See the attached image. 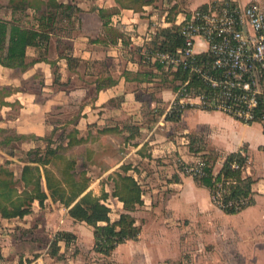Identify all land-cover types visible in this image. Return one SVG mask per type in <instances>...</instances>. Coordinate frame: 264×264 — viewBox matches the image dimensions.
Segmentation results:
<instances>
[{
	"label": "crops",
	"instance_id": "obj_1",
	"mask_svg": "<svg viewBox=\"0 0 264 264\" xmlns=\"http://www.w3.org/2000/svg\"><path fill=\"white\" fill-rule=\"evenodd\" d=\"M58 1L77 5L81 10L66 16L59 23L61 29L50 33V40L41 47H28V61L35 62L27 69L0 64V90L6 87L0 95V129L25 135V141L30 143L37 140L46 144L43 140L49 137L53 145H67L72 132L80 154L76 167L78 161L88 162V157L97 167L96 157L105 150L104 157L110 158L103 171L94 175L91 170L84 172L89 185L81 196L87 192L96 196L108 194L101 202L110 207L112 221L124 211L123 202L112 194L118 173L133 175L141 185L144 203L137 205L132 214L140 208L160 209L167 196L166 206L177 219L171 220L202 234L204 264H264L262 123H245L195 104H185L179 118H169L167 115L176 107L179 83L172 80L174 74L165 72L163 76L155 65L158 60H144L147 46L159 28L181 24L194 9L210 1L168 0L164 8L158 6V0ZM235 1L247 4L253 0ZM99 8L113 12L105 18V26ZM199 44L201 39L196 51H201ZM71 56L79 63L70 64ZM165 76L169 84L163 82ZM240 149L248 156L244 176L252 180L254 201L236 213L216 206L210 187L183 173L177 160L167 158L163 160L170 161V171L164 173L163 166L157 163L155 175H159L160 184L151 185L148 200L142 184L144 174L136 168L139 161L128 159L154 162L152 158L156 157H182L194 161L203 154H214V165L219 171L223 159ZM1 153L20 163L17 157ZM113 155L118 158L113 159ZM62 156L67 157V153ZM64 164L65 159L62 165L49 167L57 170ZM126 164L131 165L128 171L123 168ZM20 173L21 168L19 173L15 171L18 176ZM43 189L48 196L43 204L35 199L30 213L9 218L0 214V264L158 263L160 255L154 244L148 247L149 242L156 243L159 238L139 215L134 216L141 227L138 237L119 244L106 255L94 249L93 226L69 212L79 198L66 206L51 196L45 179ZM114 204L119 210L116 218L112 217ZM60 232L74 236L67 241L58 236ZM130 244H136V251L126 249Z\"/></svg>",
	"mask_w": 264,
	"mask_h": 264
},
{
	"label": "trees",
	"instance_id": "obj_2",
	"mask_svg": "<svg viewBox=\"0 0 264 264\" xmlns=\"http://www.w3.org/2000/svg\"><path fill=\"white\" fill-rule=\"evenodd\" d=\"M15 1V0H11ZM40 0H20L16 6L34 8L35 11H40V14L35 18L33 25L28 26L20 23L13 16L12 20L0 17V64L8 68L27 69L35 60L28 61L27 50L30 46L41 47V44L50 40V33H56L61 29L59 25L64 18L71 16L70 13H76L81 10L80 7L70 3L59 2L58 0H48L45 2V7L40 9L37 5ZM137 0H132L135 3ZM144 3H150L152 0H143ZM128 3V2H127ZM122 2V5H127ZM209 4H203L200 7H206ZM199 7V8H200ZM115 10L114 12H117ZM99 13L104 19V26L107 25V16H111L113 12L108 9L99 8ZM182 22L179 25L172 27L159 28L152 37L147 49L152 52L154 49H159L167 52H175L184 46ZM146 54V53H145ZM148 55L144 56V60L148 62ZM41 58V57H40ZM39 59V58H38ZM37 59V60H38ZM40 60V59H39ZM70 64H78L79 60L76 57H68ZM156 67L165 74H174V77H181L186 80L188 72L179 70L172 72L165 68L160 61L155 62ZM177 79V78H176ZM167 76L163 78V82H167ZM174 81V79H172ZM6 87L0 90V95ZM182 106H176L167 116L171 119H177L182 112ZM3 130V129H2ZM8 131V129H5ZM25 136V135H23ZM70 133V140L67 145L62 143L53 145L54 141L51 138L45 137L46 148L31 149L29 154H34V157L28 159H18L21 166L20 176L17 177L15 172L8 166L11 159L6 160V164H0V214L3 217H15L28 214L32 210V203L38 199L43 204L48 196L43 189V180L45 179L46 186L55 199H59L66 206L72 205L69 209L70 214L77 220L86 221L94 228L95 245L94 249L98 252L110 255L117 246L128 239H136L140 233L141 227L136 224V218L132 214L137 208V205H142V188L139 181L133 175L118 173L116 179V188L113 191V196L118 197L124 204V211L121 212L119 219L112 221L110 218L111 209L105 203L101 202L102 198H106L108 194L103 193L101 196L93 195L87 192L81 194L88 188L89 179L85 173H77L75 171L76 161L79 154V149H75V138ZM26 137V136H25ZM80 142V140L78 141ZM67 153V157L62 156ZM10 156H15L12 151L7 152ZM60 155L62 160L65 159L63 167L57 170L49 167L57 156ZM198 159H204L208 163L205 168L206 174L201 177H195L203 185L213 187L212 168L217 156L214 154H203ZM235 160L244 161L238 152H232L226 156V160L217 175L221 178V174L226 178H234L237 183L231 186V196L249 197V204H252V180L248 176H244L240 169L231 168V163ZM125 171L131 168V165L123 166ZM247 205V206H248ZM246 206V207H247ZM245 208V207H244ZM243 208V209H244ZM228 213L239 212L235 209H225ZM58 236L65 238L67 241L74 236L69 232H60Z\"/></svg>",
	"mask_w": 264,
	"mask_h": 264
},
{
	"label": "built area",
	"instance_id": "obj_3",
	"mask_svg": "<svg viewBox=\"0 0 264 264\" xmlns=\"http://www.w3.org/2000/svg\"><path fill=\"white\" fill-rule=\"evenodd\" d=\"M183 23V48L146 51L147 57L162 62L172 72H188L176 90V106L195 104L245 123L258 121L264 127V2L211 0L206 7L194 9ZM198 39L201 51H196ZM237 152L244 161H233L231 168L244 175L248 156L244 149ZM182 165L183 173L201 177L208 163L197 159ZM221 169L217 171L215 165L211 169L213 203L224 210H242L249 197H232L231 186L237 180L223 174L218 179Z\"/></svg>",
	"mask_w": 264,
	"mask_h": 264
},
{
	"label": "rangeland",
	"instance_id": "obj_4",
	"mask_svg": "<svg viewBox=\"0 0 264 264\" xmlns=\"http://www.w3.org/2000/svg\"><path fill=\"white\" fill-rule=\"evenodd\" d=\"M20 0H0V17L8 20H12L13 16L17 19L18 22L24 23L28 26L33 25L35 18L40 14V11H35L34 8L27 6H16L17 2ZM48 0H40L37 5L40 6V9L45 7V2ZM172 1V0H169ZM168 0H158L159 7L164 8V4L166 2H169ZM189 1V0H183V2ZM211 1V0H209ZM62 23V22H60ZM63 25V24H61ZM42 56V55H41ZM21 68H18L20 70ZM17 70V71H18ZM177 78V79H176ZM174 77V83L178 81V83L183 80L181 77ZM168 83V82H167ZM169 84V83H168ZM179 85V84H178ZM27 137L20 135L16 133L14 130H8L5 131V129H0V164H6V157H9L5 154H2L1 152H9L12 151L15 156L18 159H28V157H34L35 155L29 154L28 151L31 149H38V148H46V144L42 141H35L33 142H27L25 141ZM33 145V146H31ZM88 149V148H87ZM101 157H96L98 161L97 167L92 166L93 162L90 161V158L88 157V162H80L78 161L77 167L75 166L76 171L78 172H87L89 170L92 171L93 175L94 173L102 172L103 169L106 166V159H109L110 157H104L103 153L105 150H101ZM117 155H113L114 158ZM4 157V158H2ZM167 158V159H166ZM128 159L132 162L139 161L136 164V168L143 172L144 176H142V184L145 185V191L146 195L149 200V191L152 187L151 185H159L160 182L158 180L159 175H155L156 168L158 167L157 163H160L161 166H163L164 173H167L166 171H170V161L164 162L163 159L169 160H177L178 166L182 168L183 163H189L192 161H186L185 158L182 157H159V158H152L154 159V162H148V160H145L144 162L141 160H137V157H128ZM54 163H51L53 168L58 167L62 165V158L59 156L54 159ZM93 160H95V157H93ZM195 161V160H194ZM13 162V163H12ZM157 164V166H156ZM91 165V166H90ZM8 166L15 172L19 173L20 168L22 166L21 163H19L17 160L11 159V163L8 164ZM101 169V170H100ZM164 175V174H163ZM17 177L18 174L16 175ZM166 177L163 178V180ZM167 191V190H166ZM164 197V196H163ZM166 197L164 200V205L160 207V209H154L151 208L149 210L140 208L137 214H134V216L139 215V218H141V222L143 224H148L149 227H153L155 229V232L157 233L158 240L156 243L149 242V247L154 244V249L156 250V253L160 256L158 263L155 264H162L165 262V264H204V255L202 254V247L204 248V242L201 240L202 234L199 230H187L185 227L186 225L178 224L174 222L173 220L177 221L176 218L173 217L172 213L168 210L166 206ZM117 213H119V210L117 209L116 204L113 205V211H112V217L116 218ZM171 218L173 220H171ZM134 243V242H131ZM136 244H130L126 247V249L129 248L131 251H136L137 247ZM148 245V244H147ZM144 247L145 244H144ZM124 251V250H123ZM124 253V252H123ZM156 254V255H157ZM203 256V257H202Z\"/></svg>",
	"mask_w": 264,
	"mask_h": 264
}]
</instances>
